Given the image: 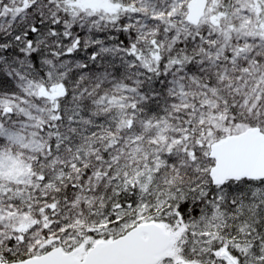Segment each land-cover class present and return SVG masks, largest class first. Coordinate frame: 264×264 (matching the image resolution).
I'll use <instances>...</instances> for the list:
<instances>
[{
	"label": "snow or ice",
	"instance_id": "obj_1",
	"mask_svg": "<svg viewBox=\"0 0 264 264\" xmlns=\"http://www.w3.org/2000/svg\"><path fill=\"white\" fill-rule=\"evenodd\" d=\"M0 264H264V0H0Z\"/></svg>",
	"mask_w": 264,
	"mask_h": 264
}]
</instances>
